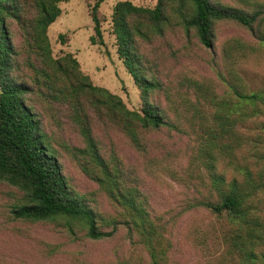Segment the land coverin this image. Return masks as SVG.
<instances>
[{
    "label": "trees",
    "instance_id": "1",
    "mask_svg": "<svg viewBox=\"0 0 264 264\" xmlns=\"http://www.w3.org/2000/svg\"><path fill=\"white\" fill-rule=\"evenodd\" d=\"M63 1L0 0V183L22 194L12 207L13 217L62 220L68 227L79 226L92 240L109 237L124 224L130 238L144 246L151 264H168L172 245L150 206L148 178L171 171L164 165L187 149L190 175L202 173L201 185L209 193L193 207L228 222L232 234L227 254L237 256L238 264H264V252L256 251L264 248L259 209L264 125L253 134L239 131L264 117V88L246 92L231 71L253 46L237 38L224 43V71L219 64L215 67L224 88L216 84V90L209 79L182 76L175 82L160 69L166 50L175 60L188 59L193 48L214 54L215 30L222 22L235 23L264 43V5L244 10L214 0H158L145 8L117 2L112 34L139 90L142 106L134 111L119 96L94 86L71 54L52 56L47 30L60 16ZM90 16V42L102 45L98 4ZM172 39L180 43L178 49ZM47 123L51 132L44 129ZM162 133L176 137L181 146L166 145ZM241 151L246 157L238 160ZM65 161L95 183L124 219L107 220L94 207L95 193L75 191ZM225 171L232 173L230 180ZM109 221L113 230L105 232Z\"/></svg>",
    "mask_w": 264,
    "mask_h": 264
},
{
    "label": "rangeland",
    "instance_id": "2",
    "mask_svg": "<svg viewBox=\"0 0 264 264\" xmlns=\"http://www.w3.org/2000/svg\"><path fill=\"white\" fill-rule=\"evenodd\" d=\"M119 1L153 8L158 0H64L59 3L61 14L49 26L47 35L53 57L71 54L94 86L119 96L129 110L140 111L142 102L139 90L119 58L112 34L111 15ZM214 1L244 10L264 5V0ZM95 4H98L102 20V45L90 42L94 34L90 12ZM260 32H264V19ZM215 34L214 54L193 48L191 57L175 60L168 56L166 50L163 51L165 56H161L160 69L169 72L170 80L175 82L187 76L198 80L209 79L214 82L215 90L216 84L224 88L218 81L215 67L219 64L224 71L220 57L222 46L226 41L237 38L251 44L253 52L246 53L237 61L231 69L233 76L237 77L246 92L264 88V43L232 22L219 24ZM61 36L65 39L62 40ZM171 41L174 49H178L180 43L173 39ZM261 124L264 125V117L257 122L247 123L239 131L244 135L253 134V129ZM44 129L51 132L49 123ZM53 130L56 131L55 128ZM161 135L169 147L174 144L176 148L181 146L176 137ZM50 136L54 137V134ZM76 140L74 143H77ZM186 150L179 154L178 159L164 165L171 171L161 170L154 179L148 178L146 193L150 196V206L159 219L157 222L165 225L163 235L172 245L168 264H238L237 256L227 254V242L232 234L228 222L205 208L193 207L198 200L209 197V193L201 185L202 173L198 174L195 170L190 175L184 156ZM244 157V151L237 154L238 160ZM65 163L66 177L75 191L81 194L95 193L94 207L107 220L124 219L121 209L113 206L95 183L85 178L77 166L67 161ZM223 169L224 163H220L218 172ZM225 175L227 180L233 177L230 171H225ZM21 197L18 189L0 183V264H151L144 246L137 239L130 238L124 224H118L111 236L92 240L85 236V231L79 226L68 227L62 220L28 222L15 219L11 210ZM259 209L264 216V194L259 197ZM110 221L109 226L103 227L105 232L113 230ZM260 250L264 252V248L256 249Z\"/></svg>",
    "mask_w": 264,
    "mask_h": 264
}]
</instances>
